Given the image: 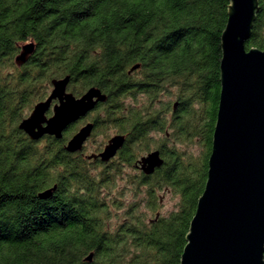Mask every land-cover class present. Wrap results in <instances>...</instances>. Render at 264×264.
<instances>
[{
	"label": "trees",
	"instance_id": "trees-1",
	"mask_svg": "<svg viewBox=\"0 0 264 264\" xmlns=\"http://www.w3.org/2000/svg\"><path fill=\"white\" fill-rule=\"evenodd\" d=\"M230 6L0 0V264H181L208 180ZM30 43L35 52L20 66ZM246 48L264 51V0ZM66 77L76 97L107 95L91 138L101 137L98 152L126 136L113 161L65 150L78 125L62 140L19 130ZM154 151L164 165L146 176L139 162ZM162 194L179 200L168 215L158 212Z\"/></svg>",
	"mask_w": 264,
	"mask_h": 264
},
{
	"label": "water",
	"instance_id": "water-1",
	"mask_svg": "<svg viewBox=\"0 0 264 264\" xmlns=\"http://www.w3.org/2000/svg\"><path fill=\"white\" fill-rule=\"evenodd\" d=\"M258 12L259 0H231L222 35L220 104L208 180L181 264H264V51L246 48ZM34 52L33 43L25 45L16 63L25 64ZM137 69L139 66L131 72ZM69 84L70 77L53 81L49 97L21 122L19 130L32 141L45 136L62 140L71 125L107 101V95L97 88L76 98L69 92ZM93 129V124L83 127L65 150L70 154L82 151ZM125 143V136H115L95 158L109 163ZM163 165L159 151L139 162L146 176ZM56 189L54 186L38 198L50 199Z\"/></svg>",
	"mask_w": 264,
	"mask_h": 264
},
{
	"label": "flooded vegetation",
	"instance_id": "flooded-vegetation-1",
	"mask_svg": "<svg viewBox=\"0 0 264 264\" xmlns=\"http://www.w3.org/2000/svg\"><path fill=\"white\" fill-rule=\"evenodd\" d=\"M86 92H87V91H86ZM86 92H85V93H86ZM70 93H72V92H70ZM85 93H84V94H85ZM84 94H83V95H84ZM83 95H82V96H83ZM82 96H80V97H76V96H75V97H76V98H81ZM100 104H101V103H100ZM98 106H99V104L97 105V107H98ZM97 107H96L91 113H89L85 118L80 119V120L77 121L75 124H73V125L70 126V127H72V126L78 125V127H79L78 130L75 132V134H74L73 136H75V135H76V134H77V133L83 128V127L87 126L88 124H93V125H94V129H93V132H92V134H91V137H92V135H93V133H94V131H95V129H96V124H95V122H93V120H92L91 118L94 116V112L96 111ZM50 113H51V114H50ZM50 113H49L50 115L48 114V117H51V116H52V112H50ZM91 116H92V117H91ZM70 127H69V128H70ZM69 128H68V129H69ZM65 133H66V132H65ZM65 133H64V134H65ZM118 135H121V134H115L113 137L118 136ZM73 136H72V137H73ZM121 136H125V135H121ZM45 137H46V136H45ZM48 137H50V136H48ZM72 137H71V138H72ZM91 137L87 140V142H86L85 145L83 146L82 151L77 152V153H74V154L81 153V154H83L84 156H87V157L90 156V155L98 156V155H100V154L104 151V148L106 147V145H107L108 142L110 141V140H109V141H108V142L102 147V150H101V151L96 152V150H94L93 152L90 153V152L87 151V146H88L87 144H89V143L91 142V140H92ZM113 137H112V138H113ZM53 138H54V137H53ZM71 138H70V139H71ZM125 138H126V136H125ZM126 141H127V139H126ZM125 144H126V143H125ZM124 146H125V145H124ZM123 148H124V147H123ZM123 148H122V149H123ZM122 149H121V150H122ZM121 150H120V151H121ZM120 151H119V152H120ZM119 152L117 153V155H116V157H115L114 159H116V158L118 157ZM114 159H112L111 161H113ZM99 160H100V159H99ZM93 161H95V160H93ZM100 161H101V160H100ZM111 161H110V162H111ZM101 162H102V161H101ZM104 164H105V163H104ZM106 164H107V163H106Z\"/></svg>",
	"mask_w": 264,
	"mask_h": 264
},
{
	"label": "rangeland",
	"instance_id": "rangeland-1",
	"mask_svg": "<svg viewBox=\"0 0 264 264\" xmlns=\"http://www.w3.org/2000/svg\"><path fill=\"white\" fill-rule=\"evenodd\" d=\"M114 133H111V136H113ZM156 137H160V136H156ZM101 141V137H96L94 140H91V142L89 144H87V151L88 152H93L98 144ZM122 184V182H120ZM162 201H161V208L160 211H158L160 214L162 215H168L170 212L174 211L177 207V203H178V199L173 198V196L171 194H162Z\"/></svg>",
	"mask_w": 264,
	"mask_h": 264
}]
</instances>
